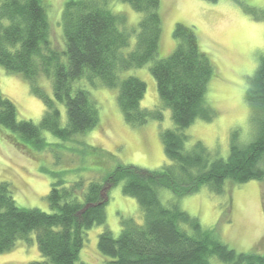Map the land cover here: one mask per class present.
<instances>
[{
  "label": "trees",
  "instance_id": "trees-1",
  "mask_svg": "<svg viewBox=\"0 0 264 264\" xmlns=\"http://www.w3.org/2000/svg\"><path fill=\"white\" fill-rule=\"evenodd\" d=\"M119 1L142 14L138 25L128 26L125 16L114 11ZM160 6L161 0H68L61 18L65 48L58 51L45 0H0V65L21 74L46 108L39 124L19 120L15 103L0 90V128L42 150L53 145L45 133L63 141L84 135L100 122L89 89L97 83L117 91L128 123L143 125L158 117L141 106L147 84L123 73L146 65L175 124L162 132L168 161L162 168L119 165L104 183L92 181L87 187L82 180L66 184L57 179L47 195L50 212L20 207L10 183L1 181L0 253L11 251L18 241H31L35 233L44 259L28 264H87L79 261L87 231L107 219L103 193L108 185L123 182V192L137 199L145 221L126 219L119 236L109 230L99 235L98 249L110 259L107 264H215L213 259L264 264V255L236 252L198 218L161 197L163 189L182 197L204 185L221 192L227 182L264 179V56L246 91L253 138L239 142L234 132L223 158L185 132L197 119L216 115L207 98L215 65L201 49L195 27L182 23L173 32L176 49L159 58ZM42 78L50 81L53 96L40 86Z\"/></svg>",
  "mask_w": 264,
  "mask_h": 264
},
{
  "label": "rangeland",
  "instance_id": "rangeland-1",
  "mask_svg": "<svg viewBox=\"0 0 264 264\" xmlns=\"http://www.w3.org/2000/svg\"><path fill=\"white\" fill-rule=\"evenodd\" d=\"M67 1L45 0L51 38L58 51L65 48L61 18ZM113 9L125 16L128 26L138 25L142 18L131 5L120 1ZM160 14L163 30L159 58L169 57L176 49L173 32L178 23L195 27L201 49L212 58L217 73L207 98L216 115L212 120L197 119L185 132L193 142L201 141L226 158L234 132H238L239 142L247 143L255 131L246 91L264 56V0H161ZM126 76H136L147 84L141 106L158 117L143 125L128 123L119 107L117 91L97 83L89 89L99 107L100 122L84 135L63 141L45 133L53 145L42 150L0 128V182L10 183L20 207L50 212L47 195L60 178L66 184L82 180L87 187L92 181L104 183L119 165L159 170L168 163L162 132L175 129L172 111L160 99L150 66L126 71ZM39 84L53 96L50 81L42 78ZM0 90L15 103L19 120L36 124L42 121L45 103L21 74L0 65ZM103 197L107 201L106 222L87 231L80 262L107 264L110 259L98 249L99 235L109 230L119 236L126 219L141 224L145 221L137 199L123 192V182L113 188L108 185ZM161 197L198 218L205 229L213 230L236 252L264 255V179L238 185L227 182L221 192L204 185L198 192L182 197L163 189ZM30 240L18 241L14 249L0 253V264L43 260L35 233ZM213 263L228 264L218 259Z\"/></svg>",
  "mask_w": 264,
  "mask_h": 264
}]
</instances>
